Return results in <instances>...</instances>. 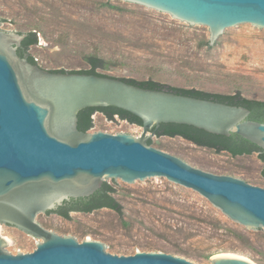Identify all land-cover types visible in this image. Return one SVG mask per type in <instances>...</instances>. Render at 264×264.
<instances>
[{
    "label": "water",
    "instance_id": "95a60500",
    "mask_svg": "<svg viewBox=\"0 0 264 264\" xmlns=\"http://www.w3.org/2000/svg\"><path fill=\"white\" fill-rule=\"evenodd\" d=\"M168 15L218 37L248 26L264 32V0H123ZM25 36L6 33L0 21V226L44 241L27 254L5 253L0 264H200L168 251L116 256L94 241L77 243L39 226L70 199L87 198L111 180L130 185L171 181L192 190L251 232L264 229V185L183 156L146 145L148 137L77 129L86 108L113 107L141 120L143 133L161 124L193 127L211 135H236L264 152V123L249 111L165 89H146L112 77L53 73L16 53ZM150 134L154 135L150 132ZM165 137V136H162ZM213 264H250L216 258Z\"/></svg>",
    "mask_w": 264,
    "mask_h": 264
},
{
    "label": "rangeland",
    "instance_id": "374dc122",
    "mask_svg": "<svg viewBox=\"0 0 264 264\" xmlns=\"http://www.w3.org/2000/svg\"><path fill=\"white\" fill-rule=\"evenodd\" d=\"M0 21L6 33L37 42L26 54L41 69L65 72L87 70L86 58L108 64L96 72L114 78L151 80L164 87L234 94L264 101V32L253 25L218 37L168 15L123 0H0ZM93 133L148 137L151 147L163 148L264 185V162L258 153L231 156L198 147L180 137H156L141 127L100 111L91 115ZM120 204L121 215L102 208L91 213L72 212L69 219L39 214V226L52 234L62 232L77 243L106 245L113 255L130 256L169 252L200 264L216 258H237L264 264V229L251 232L231 220L196 191L171 181L130 185L108 184ZM0 237L16 255L33 252L44 242L9 225ZM8 240V241H7Z\"/></svg>",
    "mask_w": 264,
    "mask_h": 264
},
{
    "label": "trees",
    "instance_id": "16d2710c",
    "mask_svg": "<svg viewBox=\"0 0 264 264\" xmlns=\"http://www.w3.org/2000/svg\"><path fill=\"white\" fill-rule=\"evenodd\" d=\"M37 42L35 32L28 33L27 36L23 39L21 43V50H18L19 57L23 58V55L26 54V50L29 46L35 45ZM204 45H208L207 42ZM28 61L34 65L36 63L32 59V57L28 56ZM86 62L88 65L87 70L81 71H70L65 72L61 70H51L53 73H80V74H91L97 76L104 77H112L107 74H102L96 72L97 69L107 70L108 64L104 59L96 56H88L86 58ZM114 78V77H112ZM127 84L136 85L146 89H156L162 90L165 89L169 92L189 96L204 100H211L214 102H219L231 106H239L246 108L249 111V115L247 117L248 120L255 121L258 123H264V101L248 99L242 97L239 92L234 94H219V93H208L196 89H184L179 87H164L157 82L146 80V81H138L132 78H116ZM95 111L102 112L105 117L109 120H112L114 116H117L121 120H125L130 124H135L137 126H141V120L132 116L131 114L124 112L122 110L113 108V107H105V108H86L81 110L77 115V129L83 133H86L92 127L91 115ZM149 132L153 133L156 137H180L184 140L191 142L192 144L208 148L213 150L214 152H226L231 156H241V155H249L252 153H258L259 158L264 162V152L259 149L256 145L249 143L241 137L236 135H230L229 137L211 135L204 131L195 129L193 127L184 126V125H175V124H161L157 129L151 128ZM151 139L146 140V145L151 146ZM264 176V169L262 171ZM113 189L109 187L107 184L103 183L102 187L96 191L93 195L84 199L70 200L69 202H64L60 207H58L53 212L63 219H69L70 212H81V213H91L95 210L108 208L118 215H121L122 209L120 204L115 200V198L111 195L113 193Z\"/></svg>",
    "mask_w": 264,
    "mask_h": 264
},
{
    "label": "flooded vegetation",
    "instance_id": "af4514ba",
    "mask_svg": "<svg viewBox=\"0 0 264 264\" xmlns=\"http://www.w3.org/2000/svg\"><path fill=\"white\" fill-rule=\"evenodd\" d=\"M22 43V42H21ZM18 50H21V46L20 47H18L17 48V50H16V53H17V55H18ZM25 55V54H24ZM24 55H23V57H24ZM19 56V55H18ZM27 60H28V57H27ZM90 197V196H89ZM88 198V197H87ZM78 199H84V198H78ZM70 200H77V199H70ZM69 200V201H70ZM69 201H65V202H69ZM64 203V202H63ZM47 213V212H46ZM70 213H72V212H70Z\"/></svg>",
    "mask_w": 264,
    "mask_h": 264
},
{
    "label": "built area",
    "instance_id": "2783aa9c",
    "mask_svg": "<svg viewBox=\"0 0 264 264\" xmlns=\"http://www.w3.org/2000/svg\"><path fill=\"white\" fill-rule=\"evenodd\" d=\"M34 61H36V59H34Z\"/></svg>",
    "mask_w": 264,
    "mask_h": 264
},
{
    "label": "bare ground",
    "instance_id": "6f19581e",
    "mask_svg": "<svg viewBox=\"0 0 264 264\" xmlns=\"http://www.w3.org/2000/svg\"><path fill=\"white\" fill-rule=\"evenodd\" d=\"M8 241V240H7Z\"/></svg>",
    "mask_w": 264,
    "mask_h": 264
}]
</instances>
